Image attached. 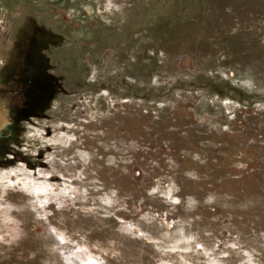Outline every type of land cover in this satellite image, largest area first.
Here are the masks:
<instances>
[{"label": "rangeland", "instance_id": "rangeland-1", "mask_svg": "<svg viewBox=\"0 0 264 264\" xmlns=\"http://www.w3.org/2000/svg\"><path fill=\"white\" fill-rule=\"evenodd\" d=\"M0 264H264V0H0Z\"/></svg>", "mask_w": 264, "mask_h": 264}]
</instances>
